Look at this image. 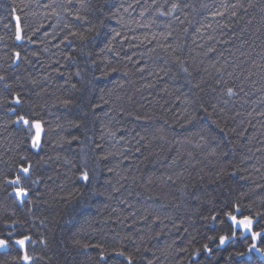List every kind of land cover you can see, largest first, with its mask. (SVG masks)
I'll use <instances>...</instances> for the list:
<instances>
[{"label": "trees", "instance_id": "1", "mask_svg": "<svg viewBox=\"0 0 264 264\" xmlns=\"http://www.w3.org/2000/svg\"><path fill=\"white\" fill-rule=\"evenodd\" d=\"M236 211L262 229L264 0H0V264H264Z\"/></svg>", "mask_w": 264, "mask_h": 264}, {"label": "water", "instance_id": "2", "mask_svg": "<svg viewBox=\"0 0 264 264\" xmlns=\"http://www.w3.org/2000/svg\"><path fill=\"white\" fill-rule=\"evenodd\" d=\"M13 21H14V24H15V41H16L17 43H20V42L22 41V31H21V28H20V23H19V19H18V16H17V15H14V17H13ZM18 34H19V36H20V39H17V35H18ZM17 58H18V53L15 52L14 62L17 61ZM14 102H15V103H18V100L15 98V99H14ZM20 117H22V116H20ZM20 117H18V118L16 119V122H22L23 125H28V123H27V124L24 123V120H27V119L24 118V120H20V119H19ZM27 121H28V120H27ZM35 124H39V125H40V129H39V143H38V145L40 144V141H41V138H42V135H43V127H42L41 123H40L39 121H33V122H31V127H32L33 132H34L33 137H32V140H31V144H32V146H33V141H34V139L36 138V135H37V129H36V127L34 126ZM36 147H37V146H36ZM36 147H35V148H36ZM21 171H22L23 173H25V174L27 173V172H24V171H23V168H21ZM17 190H18V189H14V190L12 191V193L16 195ZM16 196H17V195H16ZM24 196H25V195L20 196V197L17 196V198H18L19 200H21ZM237 213H238V212L236 211V212L234 213V215H232L231 217L235 216L238 220H241V219L244 218V217H237V215H236ZM231 217L228 218V221H229V223L231 224V226H232V228H233V233H235L236 231H239L240 234H241V236H250L251 239H252L253 233L259 234V235L257 236V238H258L259 236H261V235H264V223H263V227H262L261 230H259V231H257V232H254V231H253V226H254V224H255L257 218H251V217L245 216V217L250 218L251 221H252V224H251L250 229H247V230H246V229H244V228L241 227V226L234 225L233 222H232ZM26 237H27V240H25V244H24L23 247H21L19 244L16 243V241H18V240H23V239H25ZM0 240H3V239H0ZM252 240H253V239H252ZM3 241H4V240H3ZM28 241H29L28 236H24V237H21V238L14 239L13 242H14L16 245L19 246V248L21 249L22 252H25L26 243H27ZM0 250H6V244L0 246ZM253 252H254L256 255H258L260 258H264V252H261L260 248H258V247L253 248Z\"/></svg>", "mask_w": 264, "mask_h": 264}, {"label": "snow or ice", "instance_id": "3", "mask_svg": "<svg viewBox=\"0 0 264 264\" xmlns=\"http://www.w3.org/2000/svg\"><path fill=\"white\" fill-rule=\"evenodd\" d=\"M17 39H20L19 34L17 35ZM229 93H231V89H229ZM19 119H20V120H24L23 117H20ZM24 123L27 124L28 121H27V120H24ZM34 126H35L36 129H37V135H36V138H35L34 141H33V147H36V146H38V143H39V129H40V125H39V124H35ZM23 171H24V172H27L28 169L25 168V169H23ZM84 178L87 179V175H86V174H85V177H84ZM12 183H14V184H15V183H19V179L13 181ZM25 194H26V193H25V191H24L23 189H18L17 192H16V195H17L18 197L23 196V195H25ZM231 219H232V222H233L234 225L241 226V227H243V228L246 229V230H247V229H250L251 224H252L251 219L248 218V217H244L243 219L238 220L235 216H233V217H231ZM258 235H259V234L253 233V236H252L253 241H255V240L257 239V236H258ZM225 239H226V238L222 236V237L220 238V242L223 244L224 241H225ZM25 240H27V237H26L25 239H23V240H18V241H16V243L19 244L21 247H23L24 244H25ZM5 244H6V241L0 240V246L5 245ZM253 247L255 248V244H253ZM205 248H206V250H207V246H205ZM120 255H123V253H120ZM24 259L27 261V260L29 259V257H28L27 255H25V256H24Z\"/></svg>", "mask_w": 264, "mask_h": 264}]
</instances>
